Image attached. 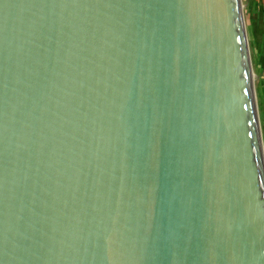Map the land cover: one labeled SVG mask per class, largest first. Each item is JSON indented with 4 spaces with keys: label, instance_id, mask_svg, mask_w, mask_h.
Instances as JSON below:
<instances>
[{
    "label": "water",
    "instance_id": "95a60500",
    "mask_svg": "<svg viewBox=\"0 0 264 264\" xmlns=\"http://www.w3.org/2000/svg\"><path fill=\"white\" fill-rule=\"evenodd\" d=\"M240 0H0V264H264Z\"/></svg>",
    "mask_w": 264,
    "mask_h": 264
},
{
    "label": "rangeland",
    "instance_id": "374dc122",
    "mask_svg": "<svg viewBox=\"0 0 264 264\" xmlns=\"http://www.w3.org/2000/svg\"><path fill=\"white\" fill-rule=\"evenodd\" d=\"M264 154V0H240Z\"/></svg>",
    "mask_w": 264,
    "mask_h": 264
},
{
    "label": "bare ground",
    "instance_id": "6f19581e",
    "mask_svg": "<svg viewBox=\"0 0 264 264\" xmlns=\"http://www.w3.org/2000/svg\"><path fill=\"white\" fill-rule=\"evenodd\" d=\"M251 76V75H250ZM252 77V76H251Z\"/></svg>",
    "mask_w": 264,
    "mask_h": 264
}]
</instances>
